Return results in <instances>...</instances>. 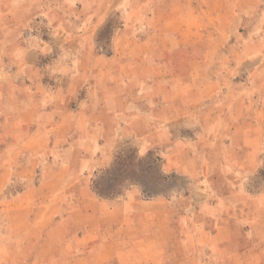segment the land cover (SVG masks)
<instances>
[{
  "label": "rangeland",
  "instance_id": "rangeland-1",
  "mask_svg": "<svg viewBox=\"0 0 264 264\" xmlns=\"http://www.w3.org/2000/svg\"><path fill=\"white\" fill-rule=\"evenodd\" d=\"M150 152L165 194H96ZM0 264H264V0H0Z\"/></svg>",
  "mask_w": 264,
  "mask_h": 264
},
{
  "label": "trees",
  "instance_id": "trees-1",
  "mask_svg": "<svg viewBox=\"0 0 264 264\" xmlns=\"http://www.w3.org/2000/svg\"><path fill=\"white\" fill-rule=\"evenodd\" d=\"M150 152L147 157L134 161L133 155L122 154L116 158L113 166L95 182L94 190L101 198H109L120 192L125 183L139 184L143 193L152 198L165 194L172 176L159 170L160 158H153Z\"/></svg>",
  "mask_w": 264,
  "mask_h": 264
},
{
  "label": "crops",
  "instance_id": "crops-1",
  "mask_svg": "<svg viewBox=\"0 0 264 264\" xmlns=\"http://www.w3.org/2000/svg\"><path fill=\"white\" fill-rule=\"evenodd\" d=\"M196 41H199V40H195V39L193 40L191 38H189V40H185V41L176 40V38L173 40H171V39L164 40L163 39L160 42V47H157L154 50L157 53V55H160L162 57V59L165 60V62L168 64V66H170L171 69L176 70V71L186 72L195 66L194 63L196 61H202L203 62L205 59V54H202V56L196 55V50L198 47H200L199 45H202L203 46L202 51H205V48L207 45L206 41H202V42H196ZM149 45H151V44H149ZM198 51H200V50H198ZM26 61L29 62L28 60H26ZM186 110H187V114H183V115L179 114L178 117L168 121L171 123L172 127L182 128L184 126H187V127L190 126L191 119H189V113H188L189 109L186 108ZM123 115L124 114L119 113L117 116L118 118L116 120L117 122H115L116 126L118 123L120 128L129 127L131 125V122L133 123L134 121H138L137 117H139V116L136 117V116L130 115L131 117H126L125 115L124 116ZM98 121L99 122L96 123L97 126L102 125V124L105 125L104 122H102L103 120H98ZM106 123H109V121ZM119 135H121V134L120 133L117 134L115 139H112L110 141L109 140L105 141L106 144L114 143L113 146L108 145L106 148L100 147L101 149H104V152H102V154L98 155V157H97L98 158L97 159L98 168L108 166L112 162V160L114 158L115 149L117 148V145H118L116 143L121 141L120 138H118ZM134 136L137 137V140H140V141L142 140V139H140V138H142L141 135H134ZM125 137L126 136H124V133H123V135H121V139L125 138ZM109 146H110V148H108ZM111 148L114 150V152L110 153L111 155L109 156V152L112 151ZM87 163H89V162H87V161L84 162L83 166L87 167L88 166ZM180 166H182V165H180ZM136 193L137 192H134V195H136Z\"/></svg>",
  "mask_w": 264,
  "mask_h": 264
}]
</instances>
